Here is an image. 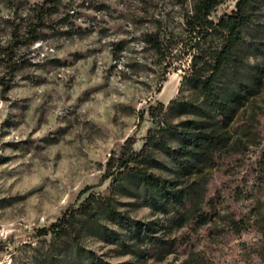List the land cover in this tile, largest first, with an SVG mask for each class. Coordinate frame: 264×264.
<instances>
[{
	"label": "rangeland",
	"instance_id": "374dc122",
	"mask_svg": "<svg viewBox=\"0 0 264 264\" xmlns=\"http://www.w3.org/2000/svg\"><path fill=\"white\" fill-rule=\"evenodd\" d=\"M237 1L220 0L216 14ZM42 2L0 0V264H264V197L255 213V201L236 194L264 153V88L237 116L233 148L205 170L209 195L223 198L224 217L163 260L143 255L127 237V222L102 211L91 217L82 206L111 202L158 235L188 233V226L172 227L170 213L150 204L136 181L104 177L108 157L129 136L140 149L150 134L161 136L160 126L187 118L169 105L197 96L182 84L189 47L173 46L190 42V1L62 0L41 10ZM257 18L264 20V6ZM148 34L164 41L162 54ZM156 157L161 163L130 167L183 185L197 176L183 174L160 149ZM70 210L78 217L67 231L36 234ZM232 216L246 219L240 234Z\"/></svg>",
	"mask_w": 264,
	"mask_h": 264
},
{
	"label": "trees",
	"instance_id": "16d2710c",
	"mask_svg": "<svg viewBox=\"0 0 264 264\" xmlns=\"http://www.w3.org/2000/svg\"><path fill=\"white\" fill-rule=\"evenodd\" d=\"M61 1L43 0L40 8L52 9ZM189 1L190 9L185 22L190 42L177 40L173 46L182 44L189 47L191 65L183 76L182 84H188L197 96L193 99L176 97L169 105L179 108V113L186 114L187 118L160 126L161 136L150 134L147 144L140 149L134 146L137 138L129 136L120 150L113 151L108 157L104 177L119 179L123 184L127 179H133L141 186L150 204L165 214L170 213L168 218L172 227L188 226V233L181 239L158 235L157 228L152 224L130 221L111 202L102 204L97 210H94L92 201L82 206L91 217H96L102 211L114 219L127 222V237L134 241L136 250L143 255H154L158 260L165 259L178 245L191 243L200 229L224 217L220 214L223 198L218 194L209 195L205 170L214 166L222 153L233 148L239 139L233 127L237 116L264 88V64L259 61L264 60V20L257 18L264 0H238L230 12L223 14H216L220 0ZM145 40L163 53L164 41L159 35L148 34ZM251 58L257 62L253 63ZM159 105L160 110L164 111V104ZM159 149L171 158L183 174L196 172L197 176L183 185L180 180L165 178L144 168L136 170L130 167L133 161L161 163L156 157ZM236 194L255 201L253 209L259 213L261 206L258 205L264 197V153L256 168L245 175L243 185L236 188ZM72 209L75 210V206ZM77 217L78 214L72 210L67 211L50 226L38 228L35 232L38 236L50 232L62 233L74 224ZM229 221L237 234L246 226L243 216H232ZM258 258L264 262V251L258 254ZM104 264L136 262L129 260Z\"/></svg>",
	"mask_w": 264,
	"mask_h": 264
},
{
	"label": "clouds",
	"instance_id": "9594fccd",
	"mask_svg": "<svg viewBox=\"0 0 264 264\" xmlns=\"http://www.w3.org/2000/svg\"><path fill=\"white\" fill-rule=\"evenodd\" d=\"M0 235H4L3 233H0Z\"/></svg>",
	"mask_w": 264,
	"mask_h": 264
}]
</instances>
